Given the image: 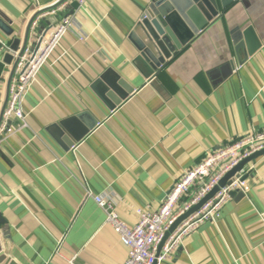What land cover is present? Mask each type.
<instances>
[{"label":"crops","instance_id":"obj_1","mask_svg":"<svg viewBox=\"0 0 264 264\" xmlns=\"http://www.w3.org/2000/svg\"><path fill=\"white\" fill-rule=\"evenodd\" d=\"M58 1L0 0V18L24 31L32 6ZM73 1L51 14L72 24L24 95L27 127L0 140V264H123L127 248L87 191L132 226L205 153L264 131V0H236L152 74L135 41L143 44L136 26L153 0ZM246 38L260 45L247 57ZM3 57L0 45V117ZM116 77L131 89L118 105ZM85 112L97 122L89 132L75 118ZM240 173L247 191L157 264H264V156Z\"/></svg>","mask_w":264,"mask_h":264},{"label":"built area","instance_id":"obj_2","mask_svg":"<svg viewBox=\"0 0 264 264\" xmlns=\"http://www.w3.org/2000/svg\"><path fill=\"white\" fill-rule=\"evenodd\" d=\"M74 1L79 7L87 2V0ZM66 6L67 3H64L58 9L43 16L56 14ZM71 24V18L63 16L53 24L52 29L42 30L40 33L37 32L38 20L32 25L31 35L35 38L37 48L29 44L16 65L1 117L0 140L27 127L26 115L22 108L24 95ZM263 149L264 131L235 139L213 152L205 153L196 165L173 183L156 211L137 209L136 222L132 226L121 220L110 199L94 197L89 191L86 192V197L92 198L103 211L105 222L112 227L121 244L127 248V258L123 264H157L169 259L183 239L203 223L217 219L222 206L230 198L229 193L247 191L245 181L241 180L243 175L239 172L238 178L221 188L198 211L182 221L169 234L156 256L160 243L175 221L204 199L240 161Z\"/></svg>","mask_w":264,"mask_h":264},{"label":"water","instance_id":"obj_3","mask_svg":"<svg viewBox=\"0 0 264 264\" xmlns=\"http://www.w3.org/2000/svg\"><path fill=\"white\" fill-rule=\"evenodd\" d=\"M235 1L236 0H182V3H178L177 0H153L144 11L143 16L140 19V23L136 26V31L145 32L143 44H139L135 41V45L140 52L138 60L146 65L149 73L152 74L156 72L186 45H188L193 38L202 32L203 29H205L215 18H218L222 12L226 11ZM66 2L67 0H60L47 8H37L36 5L32 6L31 11L33 14L26 16L28 21L24 31L15 30L11 27L10 21L0 18V31L7 38L6 43H2L0 40V45L4 53L3 63L9 69V81L6 88V99L3 105L2 113L7 102L10 82L15 72L16 65L19 62L20 57L24 54L27 46L29 44L34 45V42H31L33 39L31 35L32 25L36 20H38V23L46 21L51 23V25L55 24L56 21L51 15L46 17L43 15L58 9ZM70 8L77 9V3L73 1L70 4ZM246 41L250 44V47L248 46L247 49V57L253 55L259 49L260 45L250 38H246ZM36 48L37 43L35 44V49ZM110 74V70L106 71V73L101 76L100 80L107 81ZM116 78L117 79H112L111 81L113 83L112 88L119 96V99H115L114 102L115 105H118L121 101L126 99L128 94L131 92V89L127 87L118 77ZM108 108L111 109L113 107L108 106ZM89 117L90 115L86 112L75 117L76 119L85 120V132L91 131L97 124L94 119L87 121ZM60 126L66 129L65 123H60ZM66 131L69 133L73 141H79L82 138L80 135L81 133H72L68 129H66ZM60 134L61 133H58V135ZM73 143L74 142L71 141L70 145L73 146ZM262 156H264V149L257 151L240 161L220 180L218 185L214 187V189L206 195L204 199H202L184 215L179 217L165 234L158 247L156 256H158L166 238L182 221L198 211L201 206L210 200L221 188L229 185L235 178H238V173L245 165ZM244 179L245 177L241 178L242 181H244ZM236 195L237 192L229 193L230 197ZM1 223L2 222L0 220V224Z\"/></svg>","mask_w":264,"mask_h":264},{"label":"rangeland","instance_id":"obj_4","mask_svg":"<svg viewBox=\"0 0 264 264\" xmlns=\"http://www.w3.org/2000/svg\"><path fill=\"white\" fill-rule=\"evenodd\" d=\"M37 32H38V33L40 32V31H39V29H38V31H37Z\"/></svg>","mask_w":264,"mask_h":264}]
</instances>
